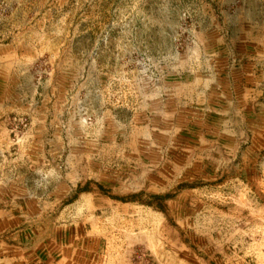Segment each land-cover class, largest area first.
<instances>
[{
    "label": "rangeland",
    "instance_id": "374dc122",
    "mask_svg": "<svg viewBox=\"0 0 264 264\" xmlns=\"http://www.w3.org/2000/svg\"><path fill=\"white\" fill-rule=\"evenodd\" d=\"M240 8L0 0L5 39L35 60L32 114L11 117L6 153L23 174L0 186L22 264H264L254 134L223 94L253 55Z\"/></svg>",
    "mask_w": 264,
    "mask_h": 264
},
{
    "label": "crops",
    "instance_id": "0c3cea01",
    "mask_svg": "<svg viewBox=\"0 0 264 264\" xmlns=\"http://www.w3.org/2000/svg\"><path fill=\"white\" fill-rule=\"evenodd\" d=\"M241 3L243 8L239 9V15L254 19V22L250 20L254 25V32L249 33L251 36L245 39L243 46L246 51H253V55L246 57L243 72L239 70L237 85H232V88L223 94L228 99V110L245 114L243 128L253 131V150L247 153L249 157L245 156L243 161L254 164L250 169L249 166L245 167L244 172L252 180L255 191L261 193L264 185V20L258 23L257 19H264V0H241ZM3 31L4 28H0V186H5L6 177L19 179L22 177V169L7 165L6 153L13 144L9 135L12 125L10 120L13 115L32 114L37 92L36 74L32 71V63L35 60L22 52L21 42L7 41ZM229 82L235 80L231 79ZM244 145L243 142L234 141L230 150L234 154H240ZM28 161L32 162L31 159ZM32 168L33 166L29 165L28 174H31ZM0 190L4 191L1 187ZM28 203L31 205L30 201L18 205ZM21 224L18 208L5 198H1L0 264H22L21 251L17 246V241L21 237L19 231Z\"/></svg>",
    "mask_w": 264,
    "mask_h": 264
}]
</instances>
